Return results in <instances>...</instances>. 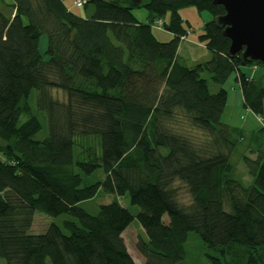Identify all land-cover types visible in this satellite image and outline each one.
<instances>
[{
	"label": "trees",
	"instance_id": "16d2710c",
	"mask_svg": "<svg viewBox=\"0 0 264 264\" xmlns=\"http://www.w3.org/2000/svg\"><path fill=\"white\" fill-rule=\"evenodd\" d=\"M81 1L93 7L88 18L63 0H10L9 18L0 10V259L135 264L123 233L136 218L144 264L181 262L188 233L212 252L209 264H264V145L243 157L251 184L233 179L237 137L221 123L227 92L211 93L202 77L221 87L235 74L243 106L264 133V86L241 71L262 65L228 54L216 23L224 9L212 0ZM190 6L211 20L199 36L209 59L189 67L178 55L188 34L178 11ZM138 8L149 13L146 22L134 18ZM155 23L169 41L155 38ZM33 92L47 127L40 140ZM97 171L102 178L88 182ZM177 183L190 196L186 206ZM99 192L126 196L139 210L132 215L117 199L94 215L80 207ZM36 212L68 218L35 235Z\"/></svg>",
	"mask_w": 264,
	"mask_h": 264
},
{
	"label": "rangeland",
	"instance_id": "374dc122",
	"mask_svg": "<svg viewBox=\"0 0 264 264\" xmlns=\"http://www.w3.org/2000/svg\"><path fill=\"white\" fill-rule=\"evenodd\" d=\"M77 0H63L65 6L76 16L81 18H88L93 13V7L90 4H85L82 7H77L74 2ZM10 0H0V10L4 16L7 18L11 17L14 13L13 9L8 6ZM179 15L183 20V27L187 31L188 40H193V42L203 46V43L199 42V36L203 32V26L206 22L211 20V16L208 12H199L194 7H183L179 11ZM134 18L139 22H146L149 13L142 8L134 9L132 11ZM163 21L168 23L169 13L163 17ZM152 32L155 38L160 42L169 41L172 35L165 31L162 25L158 26L156 23L152 26ZM46 45V37L42 36L39 40V49L41 52L44 51ZM184 46V43L180 44V47ZM207 53V51H206ZM208 54V53H207ZM201 59L199 61L193 62L191 59H186L182 55V62L186 66H193L196 63L204 62L208 60ZM241 71L247 76L253 77L255 81L261 86H264V70L261 67L251 68L248 66L241 67ZM202 77L208 81L209 90L211 93H215L219 88H223L227 92V102L221 116V123L228 126L232 131V136L235 138V147L232 152L230 163L233 168V179L237 180L241 184L247 186L250 185L252 180L247 174L244 164L243 157H252L251 151L255 150L259 145H264V133L261 131L263 127L262 120L254 115L250 110L244 108L242 102L241 92L239 90L238 84L235 81V74H232L227 81L221 86H217L211 83L209 77L206 73L202 74ZM50 94L61 101H64L65 95L60 90L52 89ZM30 106L34 114H38L36 109V92H33L29 98ZM43 116L38 114V119L42 125V130L35 136L36 140L42 139L47 134L46 121L42 119ZM25 118L22 117L21 121ZM239 134L241 137H238ZM191 137H194L197 141L202 138V134L196 130H190ZM102 173L100 171L95 172L89 179L88 182H94L95 180L101 179ZM178 189L177 200L180 204L186 206L190 203V196L187 194L186 190L180 185L176 184ZM114 199H117L119 203L128 209V211L135 215L138 212V207L130 205L128 197H121L120 199L113 196L107 195L103 192H99L93 199L80 203V207L86 210L89 214H96L98 207L100 205L108 204ZM68 216L62 215L56 218L45 216L40 212H36L33 218V224L30 229L31 234H42L49 224L54 223L56 225H61ZM167 218L164 217V222L166 223ZM139 238L145 239L144 232L140 227L136 218L133 219L130 226L123 233L124 243L126 245L127 251L130 254L132 260L135 264H144V259L136 250V244ZM184 257L181 262L177 264H209L207 254H211L199 236L194 233H188L186 240L183 244ZM0 264H6L4 259H0ZM46 264H49L46 262Z\"/></svg>",
	"mask_w": 264,
	"mask_h": 264
},
{
	"label": "water",
	"instance_id": "95a60500",
	"mask_svg": "<svg viewBox=\"0 0 264 264\" xmlns=\"http://www.w3.org/2000/svg\"><path fill=\"white\" fill-rule=\"evenodd\" d=\"M224 9L216 18L229 39L228 54L260 62L264 69V0H212Z\"/></svg>",
	"mask_w": 264,
	"mask_h": 264
},
{
	"label": "crops",
	"instance_id": "0c3cea01",
	"mask_svg": "<svg viewBox=\"0 0 264 264\" xmlns=\"http://www.w3.org/2000/svg\"><path fill=\"white\" fill-rule=\"evenodd\" d=\"M184 43V46L179 47L178 55L182 59V55L186 59H191L190 61L196 62L201 59H206L209 57V54L206 53L204 46L193 42V40H188V37Z\"/></svg>",
	"mask_w": 264,
	"mask_h": 264
},
{
	"label": "built area",
	"instance_id": "2783aa9c",
	"mask_svg": "<svg viewBox=\"0 0 264 264\" xmlns=\"http://www.w3.org/2000/svg\"><path fill=\"white\" fill-rule=\"evenodd\" d=\"M74 5L77 6V7H82L83 2L81 0H77V1L74 2Z\"/></svg>",
	"mask_w": 264,
	"mask_h": 264
}]
</instances>
